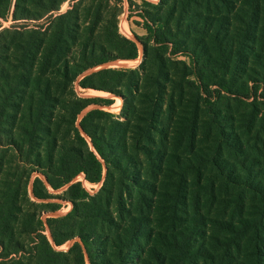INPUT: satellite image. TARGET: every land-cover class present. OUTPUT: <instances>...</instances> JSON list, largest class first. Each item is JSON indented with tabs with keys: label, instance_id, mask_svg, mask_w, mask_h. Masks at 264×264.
Segmentation results:
<instances>
[{
	"label": "trees",
	"instance_id": "trees-1",
	"mask_svg": "<svg viewBox=\"0 0 264 264\" xmlns=\"http://www.w3.org/2000/svg\"><path fill=\"white\" fill-rule=\"evenodd\" d=\"M65 1L0 0V264H86V257L90 264H132L135 258L137 264H264V167L247 169L245 174L235 172L223 154L219 156L225 168L218 166L219 157L211 159L215 168L204 166L189 171L179 163L175 182H167L172 187L170 191L163 187L164 181H154H158V175L168 180L173 175L149 171L156 174L153 180L143 177L142 169L137 168L140 153L128 149V120H114L108 130L103 121L111 113L95 108L81 118L80 129L76 119L88 105L83 98L77 99L81 104L71 112L69 122L55 116L61 92L69 82L93 66L137 58L136 39L144 48V60L138 67H106L84 76L79 84L120 95L129 104L122 85L138 91L143 86L158 85L161 78L170 81L165 71L171 55L178 53L188 56L191 64L181 61L189 71L173 85L196 90L204 109L217 123L215 126L224 127L215 106L225 93L257 95L264 102V73L258 72L261 77L252 79V92L234 91L232 86L239 84L225 77L229 69L218 75L210 57L203 59L214 42L212 31L208 34L205 29L207 38L203 42L190 43L176 37L173 16L189 14L193 22L187 24L189 32L200 33L199 22L194 23L193 17L199 20L205 16L203 25L214 23L215 18L209 14L213 0H144L142 4L128 0L130 7H136L134 15L142 19L135 23L147 32H134L136 39L120 32L115 14H104L102 4L109 0H98L96 6L91 2L82 9L78 2L59 13ZM251 5L254 12L260 11L259 0ZM203 9L209 13L204 14ZM84 12L86 19H82ZM9 16L15 23L4 26ZM81 33L90 36L89 45L87 39L81 42L77 50L80 56H71ZM150 42L157 51L151 61ZM96 51L104 54L94 57ZM87 52L92 55L87 56ZM148 61L150 67H146ZM219 62L215 59L221 70ZM243 64H248L247 59ZM210 85L217 87L211 89ZM260 87L263 90L257 94ZM145 93L143 100L156 108L162 104L163 99L155 91ZM97 100L113 103V99ZM172 102L173 96L170 110H174ZM129 106L133 120H141L137 108ZM192 112L190 126L195 131L197 108ZM123 125L121 135L117 129ZM131 126L134 128V123ZM147 146L141 144L136 149L155 158ZM179 156L175 151L170 155L175 162ZM263 163L260 159L258 164ZM104 166L107 173L103 180ZM34 172L42 173L45 180L34 177L32 198L28 186ZM80 173L93 184L103 180L95 194H90L82 181H73ZM217 177L222 178V183L217 184ZM66 185L62 195L51 192ZM222 189L224 193H219ZM154 196L163 201L156 204ZM55 197L70 200L72 210L43 219L44 213L61 208L60 202L50 200ZM209 204L217 206L216 214L203 211V206ZM201 237L204 242L198 243ZM72 239L75 240L67 251L55 248Z\"/></svg>",
	"mask_w": 264,
	"mask_h": 264
},
{
	"label": "rangeland",
	"instance_id": "rangeland-1",
	"mask_svg": "<svg viewBox=\"0 0 264 264\" xmlns=\"http://www.w3.org/2000/svg\"><path fill=\"white\" fill-rule=\"evenodd\" d=\"M133 1L142 4L144 0ZM152 1L154 3L159 2V0ZM256 1L257 0H213L211 12H207L206 9H203V12L204 14L209 13L211 18H215L214 23L208 21L206 25H203L202 22L205 20V16L200 17L203 19L201 21L200 18L197 20L190 14V16L193 17L194 23L199 22V29L202 31L200 33L189 32L187 24L192 22L188 19L189 14H184L183 16L176 15L171 19L176 37L186 42H203L207 38L204 33L205 29L209 31L208 34L212 31L211 35L214 42L209 47L211 51L204 54L203 59L205 60L210 57L209 60L212 66L215 67L216 74L220 73V75H222L229 69L225 77H227L229 81L235 80L239 84L238 87L232 86L234 91H236L235 89H239L241 92H252L253 90L250 89L253 85L252 79L254 77H261L258 72L264 73V0H259L261 8L258 13L254 12L255 8L251 5V2L255 3ZM78 2L80 3L79 7L81 9L87 7L91 2H93L95 6L98 4V0H66L62 3L58 12L62 13L67 11ZM102 6L104 14H115L119 30L122 34L134 39H136L134 32L139 35L147 34L146 30L141 27V25L135 23L136 20L142 22V19L134 15L133 11L136 7H130L128 0H109L108 4L103 3ZM201 9L202 7L198 8V10ZM253 14H255L254 18H252ZM86 18L87 12L82 13V19ZM44 21L46 20L43 19V22ZM12 23H15L12 16H9L7 20L3 21L4 26H8ZM37 23L38 22H33L31 24ZM88 24L89 23H87V25ZM178 27H180V30H178ZM210 27H212L211 30ZM251 35L253 36V40H250ZM86 39L88 46L90 36H86L85 34L82 35L81 33V36L77 39L76 47H73L72 53L70 52L69 55L79 57L80 54L77 50L81 48L80 43H83ZM136 41L139 45V55L137 58L116 59L102 65L93 66L80 74L76 80L69 82L64 88V91L61 92L62 95L55 111L56 118L62 116L64 120L67 119L69 122L71 120V112L76 110L81 104L77 99L83 98L87 99L88 105L77 116L76 126L80 129L79 122L81 118L88 111L95 108H100L111 113V117L103 121V124L106 125L108 130L113 127L111 124L112 121L116 120L126 123L128 120L129 125L125 130L127 131L126 135H128V149H130L129 151L132 153H140L141 160L136 162L138 165L137 168L142 169L143 177L150 176L153 180H155L154 177L156 176L154 173H158V171L160 174L166 173L170 176L173 175L169 180L168 177L165 179L162 175H158V181H154V183H159V179L160 182L164 181L165 183L161 184L163 187H168L167 189H170V191L172 187L171 185H167V182H175L176 178L174 174L180 170V168L176 166L179 163L183 164L182 166L189 171L194 168H203L204 166L215 168L211 159H213V157H219L221 161L218 163V166L225 168L224 166L226 163L222 160V156H219L223 154L228 164L235 172L241 171L245 174L247 169H254L256 171L264 167V163L258 164L260 159L264 162V102H262V99L257 97V95L252 96L251 94L248 97L245 94L244 96H234L233 94L225 93L215 106L218 108L217 114L224 127L221 126L220 128L215 126L214 124L217 125V123L212 121L211 116L204 109L196 90L188 87L182 90L178 86L173 85V81L177 83L182 75L186 71H189L185 64L181 62L186 61L187 65L191 64L188 56L178 53L171 55V60L175 62L169 61V69L165 71V73L172 78H168L170 81L161 78L158 85L153 83L150 86H143L142 89L138 91H130L122 85V88L129 98V104H126L123 97L120 95L108 91H105L108 92L107 94H102L99 93V91L104 90L95 89L93 87L84 88L79 84V81L84 76L106 67H138L144 60V48L137 39ZM149 46L151 51L149 60L151 61L157 51L152 48L151 42ZM198 48L201 50L200 47ZM103 54V51H96L93 55L94 57H100ZM91 55V52H87V56ZM166 56L168 55L166 54ZM217 58L220 60L219 63L223 66L221 70L215 65V59ZM246 59L248 61L247 65L243 64ZM147 66H151L149 61L146 67ZM190 78L194 79V76ZM154 79H158V77ZM236 82L235 85H237ZM214 87L217 86L210 85L211 89ZM262 90L263 88L260 87L257 94ZM147 91H155L159 98L163 99V101H161L162 104L156 108L155 104L149 100H143V98L145 99L144 95H146L145 92ZM172 96L174 110H170L171 106L169 107ZM88 98L90 100H88ZM98 98H104L106 100L113 99V103L108 105L106 102L98 101ZM117 98H120L123 102L120 109L116 105ZM85 101H82V104L85 103ZM129 105H133L137 108L141 113V120H133V115L129 114ZM154 108L157 109L156 113H152ZM196 108L198 115L197 126L195 127V131H193L190 125L194 119L192 111ZM188 121H190V123H188ZM68 122L63 124V127H67ZM133 123L134 128L131 126ZM138 123L140 124L139 128L136 127ZM124 126L125 125L117 129L121 131V135L123 134ZM223 128L225 129L224 132L222 131ZM192 132L195 133L192 135L195 137L188 140ZM82 134L86 137L92 148L90 138L83 130ZM191 143H195V146L190 147ZM141 144L148 145V149L151 150L150 155H154L155 158H148L146 156L147 154H145L142 149H136V147ZM174 151L180 154L177 162L173 161L170 157L171 152ZM102 162L103 164L105 163L104 160H102ZM244 162H246V164L243 166ZM230 166H227V169H229ZM154 170L155 172L151 175L149 171ZM106 173L107 168L104 166L103 180ZM193 174V172L189 173L190 178H193ZM35 176H40L45 180L42 173H33L28 186V192L32 198H34L32 187ZM103 180L97 184L90 183L85 179L83 173H80L73 179V181H82L84 187L90 194H95L100 189ZM201 180L202 183H204V178H201ZM222 181V178L217 177V184L222 183ZM161 184H158V186H162ZM67 186L68 185L58 190H51V192L54 195H62ZM224 191L225 190L222 189L219 193H224ZM166 193H168V190H166ZM159 197L160 196H154L156 204L163 201V199ZM50 200L60 202L61 208L56 212L44 213L43 219H46L48 216L65 215L73 208V203L65 198L55 197ZM168 201L167 203L170 204L171 199ZM216 207L217 206H211L209 204L203 206V211L208 215H214L217 213ZM181 208L184 209L183 206ZM190 208L191 206H189V209ZM46 233L49 234L48 228L46 229ZM74 240L75 239L67 240L65 243L55 248L60 251H67ZM202 242H204V238H198V243ZM135 263H138L137 258H135V262L132 264ZM86 264H90L87 257Z\"/></svg>",
	"mask_w": 264,
	"mask_h": 264
},
{
	"label": "bare ground",
	"instance_id": "bare-ground-1",
	"mask_svg": "<svg viewBox=\"0 0 264 264\" xmlns=\"http://www.w3.org/2000/svg\"><path fill=\"white\" fill-rule=\"evenodd\" d=\"M95 92V91H94ZM99 93H102V94H107L108 92H105V91H99ZM98 94V93H97ZM122 100L120 98H117V107L120 109L121 108V105H122Z\"/></svg>",
	"mask_w": 264,
	"mask_h": 264
},
{
	"label": "water",
	"instance_id": "water-1",
	"mask_svg": "<svg viewBox=\"0 0 264 264\" xmlns=\"http://www.w3.org/2000/svg\"><path fill=\"white\" fill-rule=\"evenodd\" d=\"M138 40V39H137ZM139 41V40H138ZM140 42V41H139ZM141 43V42H140ZM141 45H142V43H141Z\"/></svg>",
	"mask_w": 264,
	"mask_h": 264
}]
</instances>
